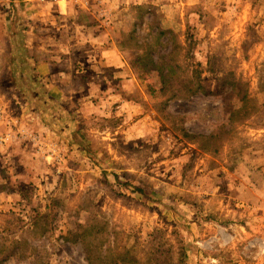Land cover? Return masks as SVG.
Segmentation results:
<instances>
[{
  "label": "rangeland",
  "instance_id": "obj_1",
  "mask_svg": "<svg viewBox=\"0 0 264 264\" xmlns=\"http://www.w3.org/2000/svg\"><path fill=\"white\" fill-rule=\"evenodd\" d=\"M104 3L0 0V264H264V0Z\"/></svg>",
  "mask_w": 264,
  "mask_h": 264
},
{
  "label": "crops",
  "instance_id": "obj_2",
  "mask_svg": "<svg viewBox=\"0 0 264 264\" xmlns=\"http://www.w3.org/2000/svg\"><path fill=\"white\" fill-rule=\"evenodd\" d=\"M30 3L32 4H37V5H41V6H48V5H53V4H57V6L60 7H76L77 5H75V3L77 4V2H80L81 0H58L53 2L52 0H29ZM63 1L65 2L63 5ZM89 0H82V2H86ZM98 1V0H97ZM101 2V4L103 5V7L105 8V4L104 2H106V0H99ZM81 4V3H80ZM106 56L108 57L110 63L112 66H115L116 64V47L109 49V52L106 53ZM45 68V67H44ZM69 116V113L67 112H62L59 115V119H61L63 117V119H67V117Z\"/></svg>",
  "mask_w": 264,
  "mask_h": 264
},
{
  "label": "trees",
  "instance_id": "obj_3",
  "mask_svg": "<svg viewBox=\"0 0 264 264\" xmlns=\"http://www.w3.org/2000/svg\"><path fill=\"white\" fill-rule=\"evenodd\" d=\"M15 56V55H14ZM15 59V58H14ZM16 60V59H15ZM202 89V88H201ZM245 99H246V95H244L243 97H242V101H245ZM49 100V99H48ZM48 100H46L45 102L46 103H48L49 101ZM45 106L46 107H49L47 104H45ZM242 109H243V107H242ZM48 114V113H47ZM50 116V115H49ZM46 121V120H45ZM47 122V121H46ZM86 249H87V254H88V256H87V261H88V263L89 264H94L93 263V261L91 260V258H90V253H91V250L89 249V247H86ZM116 264H142L141 262H139L138 260H137V258H135V257H133V256H131L130 255V252H128V251H125V252H123V253H121L120 254V259L119 260H116ZM145 264H147V263H145Z\"/></svg>",
  "mask_w": 264,
  "mask_h": 264
},
{
  "label": "built area",
  "instance_id": "obj_4",
  "mask_svg": "<svg viewBox=\"0 0 264 264\" xmlns=\"http://www.w3.org/2000/svg\"><path fill=\"white\" fill-rule=\"evenodd\" d=\"M54 1H58V0H54Z\"/></svg>",
  "mask_w": 264,
  "mask_h": 264
}]
</instances>
